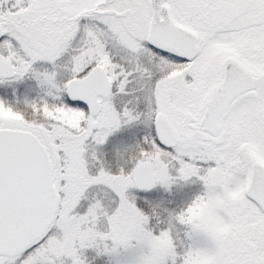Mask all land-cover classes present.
I'll list each match as a JSON object with an SVG mask.
<instances>
[{
  "label": "snow or ice",
  "instance_id": "obj_1",
  "mask_svg": "<svg viewBox=\"0 0 264 264\" xmlns=\"http://www.w3.org/2000/svg\"><path fill=\"white\" fill-rule=\"evenodd\" d=\"M0 264H264V0H0Z\"/></svg>",
  "mask_w": 264,
  "mask_h": 264
}]
</instances>
